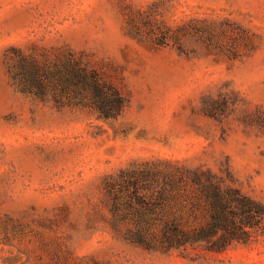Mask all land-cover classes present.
Listing matches in <instances>:
<instances>
[{"label": "rangeland", "instance_id": "1", "mask_svg": "<svg viewBox=\"0 0 264 264\" xmlns=\"http://www.w3.org/2000/svg\"><path fill=\"white\" fill-rule=\"evenodd\" d=\"M12 47L71 51L119 112L21 91ZM144 162L209 170L264 204V0H0V264H264V217L222 250L124 239L105 180Z\"/></svg>", "mask_w": 264, "mask_h": 264}, {"label": "trees", "instance_id": "2", "mask_svg": "<svg viewBox=\"0 0 264 264\" xmlns=\"http://www.w3.org/2000/svg\"><path fill=\"white\" fill-rule=\"evenodd\" d=\"M5 61L13 83L41 99L51 92L60 105H91L107 116L117 114L122 106L104 77L69 50L52 58L28 55L12 47ZM164 167L139 163L105 180L113 226L129 242L169 249L205 239L212 248L222 250L235 240H246L250 230L262 223L264 204L216 174ZM201 203L209 214L208 221L187 229L181 221L184 206L196 208ZM127 217L131 222L125 224Z\"/></svg>", "mask_w": 264, "mask_h": 264}]
</instances>
